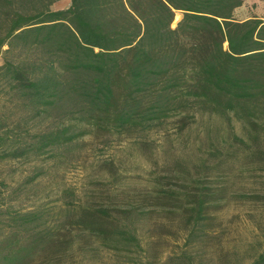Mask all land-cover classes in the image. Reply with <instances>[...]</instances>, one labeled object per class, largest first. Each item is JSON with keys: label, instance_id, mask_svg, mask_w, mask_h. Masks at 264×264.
I'll use <instances>...</instances> for the list:
<instances>
[{"label": "trees", "instance_id": "obj_1", "mask_svg": "<svg viewBox=\"0 0 264 264\" xmlns=\"http://www.w3.org/2000/svg\"><path fill=\"white\" fill-rule=\"evenodd\" d=\"M55 1L0 0V161L39 155L65 134L73 109L83 113L67 137L75 146L88 135L131 136L183 102L238 107L250 124L255 112L264 116V10L235 20L240 0H70L53 9ZM175 10L183 15L171 28ZM148 174L152 183L122 205L69 201L61 222L45 204L21 211L0 197V264L136 254L132 222L158 182ZM166 256L164 264H195L198 253L178 246ZM248 264H264V248Z\"/></svg>", "mask_w": 264, "mask_h": 264}, {"label": "rangeland", "instance_id": "obj_2", "mask_svg": "<svg viewBox=\"0 0 264 264\" xmlns=\"http://www.w3.org/2000/svg\"><path fill=\"white\" fill-rule=\"evenodd\" d=\"M69 1L57 0L51 7L66 8ZM263 10L264 0H240L232 17L244 20ZM182 15L174 11L171 28ZM183 104L131 136L88 135L77 146L67 137L74 135L83 113L71 110L63 118L65 134L39 155L0 161V197L21 211L45 204L50 219L61 222L69 201L122 205L152 183V169L158 182L131 226L141 235V248L128 256L89 252L77 264H130L137 256L144 263L164 264L178 246L198 253L195 264H248L264 248V116L255 112L256 124H250L238 107L223 111L206 103Z\"/></svg>", "mask_w": 264, "mask_h": 264}]
</instances>
